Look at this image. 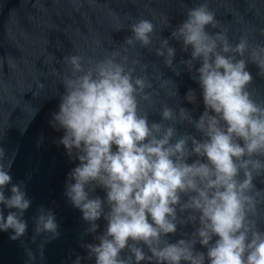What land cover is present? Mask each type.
<instances>
[{
    "label": "clouds",
    "instance_id": "9594fccd",
    "mask_svg": "<svg viewBox=\"0 0 264 264\" xmlns=\"http://www.w3.org/2000/svg\"><path fill=\"white\" fill-rule=\"evenodd\" d=\"M247 4L258 20L250 24L239 10L230 11L243 24L237 42L210 0H200L184 8L175 27L161 12V33L171 29L168 37L157 36L153 19L129 18L130 34L109 54L63 56L70 74L52 68L63 90L49 124L63 132L57 144L78 161L64 195L88 225L85 235L97 241L82 243L87 256L76 255L71 264H264V188L255 183L264 177V101L250 90L248 69L254 64L264 76V7L257 6L264 0ZM172 41L189 54L179 64L199 85L204 111L198 118L179 103L156 106L157 82L161 90L174 88L169 96L177 92L146 56L154 54L179 75ZM56 61L53 55L50 63ZM184 99L197 104L196 90ZM15 155L7 157L0 145V232L23 244L32 200L24 181L13 182ZM33 223L31 243L39 256L25 247L26 264H43L45 245L61 232L50 208L41 206ZM189 225L190 233L181 231ZM178 232L181 238L172 242Z\"/></svg>",
    "mask_w": 264,
    "mask_h": 264
},
{
    "label": "water",
    "instance_id": "95a60500",
    "mask_svg": "<svg viewBox=\"0 0 264 264\" xmlns=\"http://www.w3.org/2000/svg\"><path fill=\"white\" fill-rule=\"evenodd\" d=\"M0 0V145L5 148L6 156L11 157L15 152V159L10 174L13 182L24 181L27 185L28 197L32 205L25 213L29 228L27 235L20 240L10 239V232H0V264H26L25 247H30L39 256L37 245L31 243L34 234L33 217L43 206L52 209L59 224L61 235L58 239L45 245V259L43 264H71L76 255L87 256V250L82 243H95L92 234L85 235L88 225L82 220L81 213L74 208L64 195L67 174L78 161L68 157L62 145L57 140L63 132L53 129L49 120L51 114L58 111L60 91L59 78L51 75L53 67L61 74H70L68 66L62 63L63 56L82 54L102 58L109 54L124 40L129 18L153 19L157 25V36L168 37L171 29L161 33L163 24L161 12L170 17L173 27L184 18L183 10L194 6L200 0ZM264 7V5H257ZM210 7L217 12V18L224 28L228 29V36L237 42L243 30V24L230 13L237 9L250 24L258 18L247 11V0H210ZM178 49L176 63L180 67V74L176 75L171 69L163 67V62L154 54L146 59L157 64L164 72L166 79H171L177 96H169L173 92L169 86L167 91L156 89L159 95L155 97L159 108L167 103L191 110L194 118H198L204 111L203 98L200 95L198 83L192 78L193 73L187 71L179 62L187 59V53L180 51L181 45L172 41ZM93 48L96 49L93 52ZM143 52V50H141ZM57 61L50 63L52 56ZM199 67V64H197ZM254 80L250 90L255 97L264 101V76L258 75V68L254 64L248 65ZM43 83L40 89L37 82ZM189 89L196 90L197 104L188 103L184 97ZM142 107H144L142 105ZM152 120L160 117L152 114ZM181 132L187 130L199 135L196 130L188 126H178ZM191 162V161H189ZM258 188H264V177L255 181ZM96 195L103 196L102 190L97 189ZM5 209V215H7ZM100 231L105 222L101 219ZM264 228V223H261ZM192 226L181 229L191 232ZM181 238L180 233L170 235L174 242ZM42 238L37 239V243ZM201 251L205 249L200 248ZM83 264H95L85 260Z\"/></svg>",
    "mask_w": 264,
    "mask_h": 264
}]
</instances>
